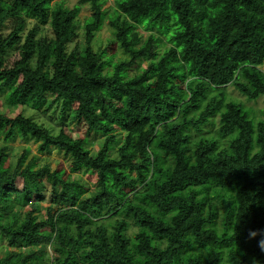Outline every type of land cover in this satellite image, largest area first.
<instances>
[{"label": "trees", "instance_id": "trees-1", "mask_svg": "<svg viewBox=\"0 0 264 264\" xmlns=\"http://www.w3.org/2000/svg\"><path fill=\"white\" fill-rule=\"evenodd\" d=\"M106 1L0 0L7 106L86 128L73 138L0 110V264H264V0H113L111 13ZM106 18L126 62L93 48ZM17 135L96 173L98 188L83 197L49 164H24V149L6 163Z\"/></svg>", "mask_w": 264, "mask_h": 264}, {"label": "rangeland", "instance_id": "rangeland-1", "mask_svg": "<svg viewBox=\"0 0 264 264\" xmlns=\"http://www.w3.org/2000/svg\"><path fill=\"white\" fill-rule=\"evenodd\" d=\"M64 4L72 8L74 6H78L77 1L78 0H63ZM113 0H107L103 8L106 9L109 13L112 12V5ZM90 15V6L89 3L80 5V13L77 17V23L79 25L78 35L75 40V42L78 43V46L80 48L84 45V38H83V25L85 20ZM140 33L145 37L147 33L140 29ZM114 35L111 27L108 24V19L106 18L104 20L103 26L100 28L99 31L95 33L94 42H93V48L94 50H103L107 49V52L104 56V58L109 59L111 62L116 61H128L130 59L129 55L123 51V49L120 47V45L113 41ZM74 42V43H75ZM72 43L70 47L74 44ZM167 47V43L159 42L158 43V53L161 56L164 52V49ZM20 52L15 53L14 56L10 58V61L15 59ZM147 66V61H140L137 64L133 65L132 68L126 70L127 77H130L134 75L135 73L139 72L140 69L145 68ZM109 70H111V67H108ZM237 93H233L235 95ZM53 97V96H51ZM236 98H240L239 95H237ZM249 105L252 107H255L257 105H262V101L259 100L257 103L251 102ZM0 110H3L4 113L9 117H14L19 113H22L25 116H31L33 117L37 122L41 123L42 125L50 128L53 130V132H57L60 128L64 129L71 137H79L83 138L85 137V126H78V127H72L68 126L66 121L60 122L57 120V114L48 113V114H42L40 112H34L30 109L23 108L22 106H17L16 108H9L4 100L3 95L0 93ZM7 131V127L0 128V142L3 141V137L5 132ZM8 143L11 145L12 150L9 156L7 157L6 163H12L14 165L17 161L18 156L22 153V149L26 151L25 159L23 160V163H27L30 158L34 160L31 165H33V168L40 167L44 163L49 164V166L53 169H55L62 178L69 177L70 179L74 181H79L82 184H84V194L83 197L89 195L90 192L95 191L98 186L96 184L97 181V175L96 173H93L92 171L80 168L79 170H72L71 169V160L69 157H65L62 152L58 151L56 147L54 146H48L45 149L41 147L40 141H34L32 138H22L20 135H17V137L13 140H9ZM93 152H97L102 147V139H98L94 141L92 144L88 146ZM7 165V164H6ZM21 179H17V183L20 185ZM48 203H41V212L40 216L42 218H45V212L46 207ZM26 211L27 207H22L21 211ZM106 212V207L104 206L102 209V213ZM22 213L18 214V217H21ZM7 248V241L0 238V255L2 256L4 253V249ZM47 255L50 254L49 250H46ZM45 254H36L34 258L44 260L46 258Z\"/></svg>", "mask_w": 264, "mask_h": 264}, {"label": "clouds", "instance_id": "clouds-1", "mask_svg": "<svg viewBox=\"0 0 264 264\" xmlns=\"http://www.w3.org/2000/svg\"><path fill=\"white\" fill-rule=\"evenodd\" d=\"M251 235L254 237V236L257 235V233H256V232H253V233H251ZM260 247H261L262 249H264V240H261V242H260Z\"/></svg>", "mask_w": 264, "mask_h": 264}]
</instances>
